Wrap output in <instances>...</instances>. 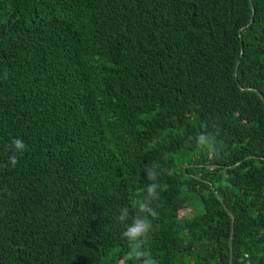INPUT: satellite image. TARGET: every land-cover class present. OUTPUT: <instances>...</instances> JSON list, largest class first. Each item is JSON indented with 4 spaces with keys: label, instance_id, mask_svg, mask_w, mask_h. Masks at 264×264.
<instances>
[{
    "label": "trees",
    "instance_id": "16d2710c",
    "mask_svg": "<svg viewBox=\"0 0 264 264\" xmlns=\"http://www.w3.org/2000/svg\"><path fill=\"white\" fill-rule=\"evenodd\" d=\"M0 264H264V0H0Z\"/></svg>",
    "mask_w": 264,
    "mask_h": 264
},
{
    "label": "clouds",
    "instance_id": "9594fccd",
    "mask_svg": "<svg viewBox=\"0 0 264 264\" xmlns=\"http://www.w3.org/2000/svg\"><path fill=\"white\" fill-rule=\"evenodd\" d=\"M201 139H203L201 137ZM12 146L14 147L15 150H20L21 152L26 150V145L24 143V141L20 138H13L12 140ZM11 162L13 164L16 163V159L15 156L11 157ZM144 206L141 205V208H143ZM148 225L143 222V221H137L135 227L130 228L129 229V233L133 236H140L141 234L145 233L146 229H147ZM128 234V233H126Z\"/></svg>",
    "mask_w": 264,
    "mask_h": 264
},
{
    "label": "water",
    "instance_id": "95a60500",
    "mask_svg": "<svg viewBox=\"0 0 264 264\" xmlns=\"http://www.w3.org/2000/svg\"><path fill=\"white\" fill-rule=\"evenodd\" d=\"M238 63H239V62H237V65H236V68H235V73H236V71H237Z\"/></svg>",
    "mask_w": 264,
    "mask_h": 264
}]
</instances>
